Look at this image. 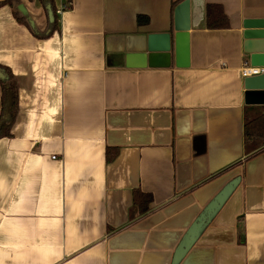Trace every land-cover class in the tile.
Segmentation results:
<instances>
[{
	"label": "crops",
	"instance_id": "obj_1",
	"mask_svg": "<svg viewBox=\"0 0 264 264\" xmlns=\"http://www.w3.org/2000/svg\"><path fill=\"white\" fill-rule=\"evenodd\" d=\"M20 1L44 31L40 1ZM54 1L59 31L46 38L0 6V65L17 80L19 107L0 138V264H172L236 177L179 264H264V145L244 135L264 105L245 103L240 74L250 65L243 21L264 17V0H189L185 68L127 67L105 48L108 35L169 31L182 0ZM210 3L228 28L206 27ZM135 189L152 196L144 214Z\"/></svg>",
	"mask_w": 264,
	"mask_h": 264
},
{
	"label": "water",
	"instance_id": "obj_2",
	"mask_svg": "<svg viewBox=\"0 0 264 264\" xmlns=\"http://www.w3.org/2000/svg\"><path fill=\"white\" fill-rule=\"evenodd\" d=\"M2 1L5 0H0ZM47 8L49 22H52V11L49 6ZM17 9L22 15L27 16L31 27H34V21L29 17L26 7L20 3ZM173 16V25L169 31L108 35L105 38V48L107 51L124 53L127 67H169L172 62L176 67H188L189 0L179 2L174 7ZM242 37L243 52L249 57L250 65L264 67V17L246 18L243 21ZM2 78L3 74L0 72V79ZM243 87L246 104L264 105V71L258 75L245 77ZM239 181V177L230 180L202 209L177 245L172 264H179L232 194Z\"/></svg>",
	"mask_w": 264,
	"mask_h": 264
},
{
	"label": "trees",
	"instance_id": "obj_3",
	"mask_svg": "<svg viewBox=\"0 0 264 264\" xmlns=\"http://www.w3.org/2000/svg\"><path fill=\"white\" fill-rule=\"evenodd\" d=\"M43 5L47 16V28L44 31L39 32L37 28L31 27L27 16L21 15L16 9L20 0H5L0 2L1 5H9L13 10L15 19L24 24L33 35L37 38H46L53 34L55 31H59L58 14L54 0H39ZM64 9L70 7V0H64ZM53 14V21L49 22L48 8ZM148 18L145 15H139L137 17V23L139 25L147 24ZM206 27L208 29H225L229 27V20L222 8L218 3H210L206 6ZM0 72L3 74V78L0 79V138L9 137L11 135V127L15 121V117L18 113V83L13 75L11 69L7 66L0 65ZM261 112L254 118L247 119L244 124V135L251 139L253 143L261 147L264 145V106H261ZM106 161H111L116 155L115 148H107ZM132 205L136 214H144L149 210V206L152 201L150 193L141 191L140 189L133 190Z\"/></svg>",
	"mask_w": 264,
	"mask_h": 264
},
{
	"label": "built area",
	"instance_id": "obj_4",
	"mask_svg": "<svg viewBox=\"0 0 264 264\" xmlns=\"http://www.w3.org/2000/svg\"><path fill=\"white\" fill-rule=\"evenodd\" d=\"M62 8L64 10V6ZM60 11H61L60 9L57 10L56 11L57 14H59ZM263 71H264V67L251 66L247 62H244L240 68V74H241V77L243 78L252 76V75H258Z\"/></svg>",
	"mask_w": 264,
	"mask_h": 264
}]
</instances>
